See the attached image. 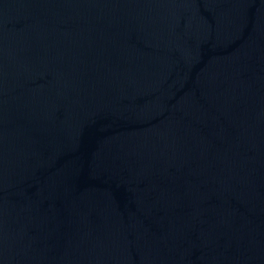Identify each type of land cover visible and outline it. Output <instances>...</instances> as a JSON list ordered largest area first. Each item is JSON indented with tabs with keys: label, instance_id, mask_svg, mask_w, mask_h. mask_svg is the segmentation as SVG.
I'll use <instances>...</instances> for the list:
<instances>
[{
	"label": "water",
	"instance_id": "obj_1",
	"mask_svg": "<svg viewBox=\"0 0 264 264\" xmlns=\"http://www.w3.org/2000/svg\"><path fill=\"white\" fill-rule=\"evenodd\" d=\"M0 264H264V0H0Z\"/></svg>",
	"mask_w": 264,
	"mask_h": 264
}]
</instances>
